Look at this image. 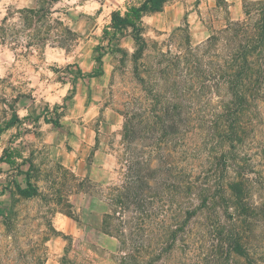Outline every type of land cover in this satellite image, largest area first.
I'll return each mask as SVG.
<instances>
[{"label":"trees","instance_id":"trees-1","mask_svg":"<svg viewBox=\"0 0 264 264\" xmlns=\"http://www.w3.org/2000/svg\"><path fill=\"white\" fill-rule=\"evenodd\" d=\"M167 1L140 0L123 13L111 12L107 43L131 27L132 60L142 91L140 107L125 116L122 139L129 159L124 184L109 206L113 214V204L119 212L133 213L121 221L128 231L118 230L120 248H127L122 260L156 264L179 244L192 251L189 264H239L237 258L264 264V254L256 256L264 239V184L259 174L249 175L254 170L240 154L254 135L253 117L264 102V0H244L243 19L229 21L194 46L188 29L177 27L185 44L176 52L160 50L155 69L143 77L137 71L146 46L140 23ZM101 56H96V70L85 76L103 73ZM75 73L81 74L78 68ZM211 94L217 97L214 103ZM45 120L59 126L58 116ZM18 121L13 114L6 127ZM0 162L25 175L24 186L11 179L18 193H35L32 161L19 147L5 148ZM169 210L153 242L151 218ZM102 217L101 229L111 235L113 215Z\"/></svg>","mask_w":264,"mask_h":264},{"label":"rangeland","instance_id":"rangeland-1","mask_svg":"<svg viewBox=\"0 0 264 264\" xmlns=\"http://www.w3.org/2000/svg\"><path fill=\"white\" fill-rule=\"evenodd\" d=\"M139 1L44 0L47 3L43 6L34 9L29 7V19L24 26L30 29L29 45L38 44L42 40L48 42L49 46L59 42L67 50L60 51L59 54L50 53L49 62L54 56H58L65 60L64 64L69 63L66 67L61 66L56 69L49 65L46 72L49 74L47 81L49 84L45 86V91L51 103L49 106H43L42 102H34L35 104L33 103L30 108L33 117H29L28 106V115L22 117L21 122L14 126L12 131L3 133L0 156L3 148L11 145L19 147L23 155H29V121H33L36 114L42 119L58 116L60 123L64 122L66 117L69 118L68 105L71 103L72 80L79 62L83 67L92 65L87 71L90 73L96 70L99 64L96 56L102 53L100 68L104 74L101 80L106 81V89L103 98L100 99L101 105L94 123L97 149L88 158L86 169L75 173L50 164L45 159L36 161V164L40 163V165L31 175V182L35 185L36 191L31 196H25L18 193L11 182L15 173L5 170L4 166L0 167V190L8 186L7 191L0 193V264H43L48 251L59 247L63 251V264H124L122 257L127 252V248H120L122 244L118 230L120 228L124 233L128 231V228L123 229L125 225L121 221L129 219L133 213L119 212L113 204L111 208L117 209L113 214L109 211V206L116 198V190L124 184L126 164L129 159L122 139L125 116L140 107L142 91L132 60L135 43L131 37V27L119 31L110 46L107 40L113 31L110 27V13L113 10L125 12L130 5L138 4ZM243 1L236 0L234 5L225 0H169L167 5L170 8L166 12L159 13L157 18H150L151 15L144 16L139 32L146 46L142 58L137 62L139 74L145 77L148 70L155 69L160 50L176 52L185 44L183 33L175 32L177 27L188 29L190 44L194 46L204 41L213 31L224 27L229 21L243 19ZM59 14L63 15L62 19H57ZM32 15H35V18H32ZM74 21H77L76 24L72 23ZM24 27L19 24L17 30H22ZM24 40L25 37L20 33L18 44L20 45ZM91 44L95 45V48L87 53ZM81 46L80 54L78 51ZM23 59L24 57H19L20 62ZM29 74L31 72L19 64L12 69L11 74H7L9 77L12 76L11 83L7 82V77H3L0 86V126H4L9 120L12 105L16 107L15 102L9 97L10 88L12 91L17 87L19 92H29L30 81L25 79ZM27 80L28 84H26ZM57 98L59 100L53 104L52 100ZM209 100L214 103L217 100L216 95L211 94ZM256 113L253 117L254 121L257 120L254 135L251 134L247 139L240 154L246 156V162L251 166L250 170H254V173L249 175L257 178L259 174L264 184V102L259 104ZM259 147L263 148L260 154ZM26 168V164L22 165V170ZM15 180L22 186L25 185L24 174L17 176ZM88 195L92 196L95 208L102 213V216L110 213L113 215L109 222L114 230L111 235L106 234L110 241L107 245L110 250L103 248V252L99 255L86 254V245L84 243L73 245L69 237L56 238L57 234L51 227L52 217L57 211L67 213L79 222L82 221L83 216L92 218L88 212L77 211V205L85 204ZM169 216L170 210L152 216L150 233L153 234V242L156 241L159 220L163 217L167 219ZM120 222L122 226L119 225ZM87 237L93 239L95 233H88ZM51 239L55 241L58 239V243L47 244ZM181 246L178 244L169 256L156 261V264H189L190 259L192 260L190 258L192 251L188 248L190 254L186 251V247ZM257 246L256 256L264 254V239ZM253 256L255 257V251ZM235 261L239 264H247L241 258Z\"/></svg>","mask_w":264,"mask_h":264},{"label":"crops","instance_id":"crops-1","mask_svg":"<svg viewBox=\"0 0 264 264\" xmlns=\"http://www.w3.org/2000/svg\"><path fill=\"white\" fill-rule=\"evenodd\" d=\"M168 1L161 11L146 14L144 16L151 15L150 18H157L159 13L166 12L170 8L167 5ZM225 1L230 4H236V0ZM44 3L47 2H44V0H0V86L2 85L4 76L8 78L7 82L11 83L12 76L9 77L7 74H11L12 69H15L19 64L24 67L25 70L31 72L29 77L25 76V79H29L30 81L29 92H19L17 91V87L12 91V88H10V100H13L16 104V107L12 105L10 117L15 114L20 121L8 127H6V124L0 126V143L2 142L3 133L12 131V128L21 122V118L28 115V106L29 117H33L30 108L36 101L42 102L44 104L43 106H49V103H51L45 91V86L49 84L47 82L49 80V74L46 73L49 65H52L54 67L53 69H56L61 66L66 67L69 63L66 62V64H64L65 60L58 56H54L52 61L49 62L50 53L59 54L60 51L67 50L65 46H62L58 41L54 46H49L48 42L44 40L38 44L29 45L28 38L30 29L24 27L29 19V7L34 9L40 5L43 6ZM31 17L35 18V15ZM60 18H63L62 14L57 16V19ZM18 21L19 24L24 27L22 30L20 29L21 32L17 30L19 27ZM76 22L77 21H74L72 23L76 24ZM20 33L23 34L25 40L19 45L18 38ZM88 48L89 50L86 51L87 53L93 51L95 45L91 44ZM29 49H31V51H29ZM81 50L82 46L78 51L80 54ZM79 55L78 58L81 59ZM20 56L24 57L21 62L19 60ZM37 57H40V59ZM89 66L91 67L92 65ZM90 67H83L81 62L77 64V68L80 70L81 74H78L72 80L71 103L68 105L69 118L66 117V120L61 123L58 120L59 126L47 122L45 118H40L38 114L34 116L33 121H29L28 156L33 164L30 175H32L40 165V163L36 164V161L44 159L50 164L61 166L63 169H68L75 173L76 171L79 172L82 169H86L88 158L93 155V152H96L97 146L94 123L96 122V116L100 109V99H102L105 94L106 81L101 80L104 73L98 76H85ZM26 84H28V80ZM64 95L65 94H63V96ZM51 96L52 95L49 97ZM58 100V98L54 99L52 103L54 104ZM5 148H3V150ZM24 157L27 156L24 155ZM19 160L20 159H18V161ZM22 165L24 166L25 164ZM22 165L20 166L21 168ZM2 166L10 173H15L14 178L23 174H17L11 166L0 162V167ZM85 193L83 194L86 195ZM88 196L85 204L80 203V205H77V211L82 213L88 212L89 216H92V218L83 216L82 221L79 222L77 219H73L69 214L57 211L52 217L51 227L57 234L56 238L60 239L61 236H65L66 238L69 237L73 245H75V243L77 245L84 243L87 248L86 254L91 253L93 255H99V253L103 252V248L110 250V247L107 246L110 241L108 236L101 229L102 213L96 210L95 201L91 198L92 196ZM88 233H95V237L89 239L87 237ZM58 239H56V241L51 239V241H47V244L50 242H52V244H55V242L58 243ZM43 264H63L62 248L59 247L48 251V255Z\"/></svg>","mask_w":264,"mask_h":264}]
</instances>
